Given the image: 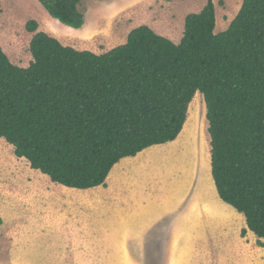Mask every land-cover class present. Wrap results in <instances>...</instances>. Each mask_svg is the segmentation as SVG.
<instances>
[{
    "label": "trees",
    "instance_id": "1",
    "mask_svg": "<svg viewBox=\"0 0 264 264\" xmlns=\"http://www.w3.org/2000/svg\"><path fill=\"white\" fill-rule=\"evenodd\" d=\"M38 1L61 24L83 26L81 0ZM215 25L206 0L177 43L143 24L95 53L28 20V66L0 46V138L54 183L103 186L121 158L175 140L199 92L216 193L244 217L241 235L264 239V0H242L226 29Z\"/></svg>",
    "mask_w": 264,
    "mask_h": 264
},
{
    "label": "rangeland",
    "instance_id": "2",
    "mask_svg": "<svg viewBox=\"0 0 264 264\" xmlns=\"http://www.w3.org/2000/svg\"><path fill=\"white\" fill-rule=\"evenodd\" d=\"M212 1L214 31L220 32L235 0ZM205 3L81 0L85 22L75 29L50 16L38 0H0V46L13 64L28 66L30 19L63 45L95 53L124 43L143 24L177 43L185 16ZM205 111L197 92L176 139L140 153L143 166L128 172L129 195L114 205L102 204L98 189L90 194L101 202L88 208L81 205L83 193L63 201L54 182L0 138V264H264V239L249 230L241 235L244 217L216 193ZM137 199L143 201L141 211ZM147 223L151 227L137 235Z\"/></svg>",
    "mask_w": 264,
    "mask_h": 264
},
{
    "label": "crops",
    "instance_id": "3",
    "mask_svg": "<svg viewBox=\"0 0 264 264\" xmlns=\"http://www.w3.org/2000/svg\"><path fill=\"white\" fill-rule=\"evenodd\" d=\"M234 3H235V6L231 7L232 13L229 14L228 16H226L227 19L225 21H227V27H228L229 23L231 22V20L233 19V17L238 12V10H239L238 8H240L239 5L241 6L242 0H235ZM69 28H71V27H69ZM70 30H72V29H70ZM73 31H75V30H73ZM140 153H142V151L139 152L138 154H136L135 156H128V157L121 158L110 170V172H109V174L105 180V185H103V186L99 185V186H95V187L88 188V189H77V188H69V187L63 186L61 184L58 185L57 183H55V184L52 183L51 187L52 188L56 187L57 190L55 192H56V194H60V196L63 197V201L67 200L69 197L77 195L78 193H83L81 196L83 198V201L81 202V205L83 208L84 207L88 208L89 205H93V204H95V202H101V201H98L99 198H97V196L90 194V191H92V190L94 191L95 189H98L101 192L100 194H102V196H103L102 198L105 202H101L102 204L114 205L113 201L119 199V197L121 195H123L125 193L127 195H129V192H130L129 187H130L131 183L130 184L127 183L130 181V177H129L130 175L128 172H130L131 169H137V171H138V169L143 166V164H142L143 159H140V156H139ZM134 161H137V165H135L136 163H134ZM130 163L135 165V166H132ZM126 170H128V171H126ZM137 171H136V174H137ZM68 192H71L73 194H68ZM139 193L137 190V194H139ZM125 198L128 199L127 196ZM213 200H214V198L212 199V201ZM201 202H203V201H201ZM208 203L211 205L210 202H208ZM108 205H106V206H108ZM142 205H143V201L141 202V200L137 199V210L138 211H141ZM213 210H212V212H213ZM213 213H215V210ZM151 225H152L151 223H147L146 225H144L142 227L138 226L139 232L137 235H143L144 232L147 231L151 227Z\"/></svg>",
    "mask_w": 264,
    "mask_h": 264
},
{
    "label": "bare ground",
    "instance_id": "4",
    "mask_svg": "<svg viewBox=\"0 0 264 264\" xmlns=\"http://www.w3.org/2000/svg\"><path fill=\"white\" fill-rule=\"evenodd\" d=\"M66 28V27H65ZM201 146H203V145H201ZM13 166H15V164H13ZM14 168V167H13ZM59 185V184H58Z\"/></svg>",
    "mask_w": 264,
    "mask_h": 264
}]
</instances>
